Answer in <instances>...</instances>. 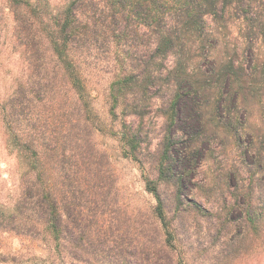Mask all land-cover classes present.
Returning <instances> with one entry per match:
<instances>
[{"label":"trees","instance_id":"16d2710c","mask_svg":"<svg viewBox=\"0 0 264 264\" xmlns=\"http://www.w3.org/2000/svg\"><path fill=\"white\" fill-rule=\"evenodd\" d=\"M12 2L29 73L1 117L25 169L11 211L0 208V230L56 254L67 241L93 248L100 218L124 211L102 134L147 169L152 216L171 237L176 216L201 209L183 191L217 147V119L237 153L234 205L243 224L264 231V134L247 127L248 100L264 91V0ZM103 238L96 245L109 241L110 251L125 244Z\"/></svg>","mask_w":264,"mask_h":264},{"label":"rangeland","instance_id":"374dc122","mask_svg":"<svg viewBox=\"0 0 264 264\" xmlns=\"http://www.w3.org/2000/svg\"><path fill=\"white\" fill-rule=\"evenodd\" d=\"M60 1L51 0L54 5ZM15 4L12 0H0V208L6 211H11L14 205L25 169V163L12 148L1 117V107L19 85L26 82L29 73ZM26 9V4L21 2L18 10ZM96 104L101 106V99L97 98ZM37 109L43 117L44 106L39 105ZM248 115L250 134H264V91H258L248 100ZM217 123L214 119L209 124L219 130L217 147L207 153L199 176L183 191L191 193L190 200L195 199L201 209L191 204L187 211L176 216L172 220L175 229L171 237L165 229H160L159 222L152 216L151 208L156 199L146 190L144 172L147 169L123 156L116 141L98 134L99 146L111 154L118 204L124 210L100 218L104 224L97 229L98 236L120 237L119 241H125L123 248L110 251L109 241L96 245L98 236L93 229L90 237L94 241L93 248L72 250L67 241L56 254L38 241L30 242L0 230V264H167L168 257L171 264H264V231H255L250 229L249 223L243 224V214L234 205L236 189L230 180L229 164L237 153L232 137L219 129ZM159 129V125L151 129L152 148L158 140ZM166 239L169 244L163 248ZM116 251L125 253L114 257Z\"/></svg>","mask_w":264,"mask_h":264}]
</instances>
